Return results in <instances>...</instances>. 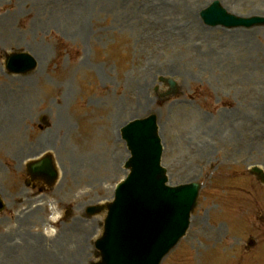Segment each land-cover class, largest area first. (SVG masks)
Listing matches in <instances>:
<instances>
[{
  "label": "rangeland",
  "instance_id": "374dc122",
  "mask_svg": "<svg viewBox=\"0 0 264 264\" xmlns=\"http://www.w3.org/2000/svg\"><path fill=\"white\" fill-rule=\"evenodd\" d=\"M212 1L0 0V66L10 50L38 62L14 89L0 85V192L10 206L0 214V264H27L31 252L43 264L96 260L101 215L54 223L55 237L69 230L63 246L44 245L52 238L35 212L26 217L35 226L20 225L19 192L32 195L25 163L51 151L60 177L40 199L58 214L66 205L83 214L125 175L122 124L152 111L170 184H201L185 236L160 264H264V184L248 170L264 169V27L205 25L199 15ZM219 1L264 16V0ZM162 78L176 81L174 95ZM33 97L50 126L5 121L4 108L24 111ZM18 237L32 239L17 250Z\"/></svg>",
  "mask_w": 264,
  "mask_h": 264
},
{
  "label": "water",
  "instance_id": "95a60500",
  "mask_svg": "<svg viewBox=\"0 0 264 264\" xmlns=\"http://www.w3.org/2000/svg\"><path fill=\"white\" fill-rule=\"evenodd\" d=\"M201 15L210 24L250 25L259 21L229 15L217 2ZM8 66L11 70L26 72L35 66V61L27 54H18L9 58ZM123 135L132 153L127 161L131 172L118 186L113 202L89 208L91 213L108 210L104 234L98 241L102 254L98 264H158L184 234L189 213L196 204L199 184L165 185L167 179L165 169L159 164L161 147L154 115L130 123ZM47 167L51 168L49 172ZM33 169L37 174L46 173L49 183L56 176L47 159ZM253 171L264 181L260 169Z\"/></svg>",
  "mask_w": 264,
  "mask_h": 264
},
{
  "label": "bare ground",
  "instance_id": "6f19581e",
  "mask_svg": "<svg viewBox=\"0 0 264 264\" xmlns=\"http://www.w3.org/2000/svg\"><path fill=\"white\" fill-rule=\"evenodd\" d=\"M60 263H61V262H57V263H55V264H60ZM33 264H42V263H36V262H35V263H33Z\"/></svg>",
  "mask_w": 264,
  "mask_h": 264
}]
</instances>
